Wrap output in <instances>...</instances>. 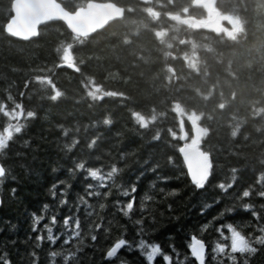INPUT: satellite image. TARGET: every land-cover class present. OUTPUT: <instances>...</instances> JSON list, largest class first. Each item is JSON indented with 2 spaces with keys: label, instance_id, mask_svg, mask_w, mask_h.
Here are the masks:
<instances>
[{
  "label": "trees",
  "instance_id": "1",
  "mask_svg": "<svg viewBox=\"0 0 264 264\" xmlns=\"http://www.w3.org/2000/svg\"><path fill=\"white\" fill-rule=\"evenodd\" d=\"M12 1L0 0V131L16 123L24 127L0 150V163L17 178L0 183V257L10 264H30L28 254L34 251L38 264H64L62 257L48 256L62 250L64 237L50 244L47 233L39 231L58 212L53 230L59 233L70 214L48 192L57 180L70 185L68 204L75 205L77 193L83 195L94 206L89 209L96 213L92 220L109 228L107 234L96 230V241L85 240L80 264H147L136 248L139 239L160 247L153 264H165L162 254L169 255L168 264H197L188 248L192 236L207 247L205 264H229L226 255L212 251L216 242H224L216 228L225 236L227 224L253 239L260 235L264 0H213L216 13L238 20L239 29L231 36L196 24L207 17V9L193 0H96L122 6L123 17L86 37L73 35L61 21L48 22L27 41L5 32ZM87 1L61 3L72 11ZM181 123L186 142L194 124L202 130L197 146L212 167L203 189L191 184L179 154ZM76 162L85 169L75 170ZM111 166L123 169L114 177L123 185L119 192L112 181L85 178L89 168L106 175ZM221 183L231 187L220 189ZM86 184L111 195L88 197ZM12 187L18 189L14 198ZM246 189L249 197L242 196ZM125 190L131 195L120 194ZM143 197L149 199L142 208ZM128 199H134V209L125 217L112 205ZM245 203L251 205L247 210ZM32 215L43 216L37 232L31 229ZM84 215L81 207L82 229L87 227ZM137 219L144 222L143 236ZM37 234L44 237L40 248H35ZM117 238L132 247L122 246L116 257L107 258ZM75 243L64 245V254ZM253 246L255 254H234L236 264L244 259L264 264V246Z\"/></svg>",
  "mask_w": 264,
  "mask_h": 264
},
{
  "label": "snow or ice",
  "instance_id": "2",
  "mask_svg": "<svg viewBox=\"0 0 264 264\" xmlns=\"http://www.w3.org/2000/svg\"><path fill=\"white\" fill-rule=\"evenodd\" d=\"M8 15L12 16V9L10 8V11L8 12ZM5 30L7 31V25L5 26ZM10 35H13L14 33L11 31H8ZM19 38V37H18ZM31 113L29 114V117L31 118ZM24 127L23 124H12L6 126L2 131H0V150H4L6 146L8 145V142L12 139L14 133H21L22 128ZM25 144H27V141H25ZM169 163H172V159L170 158ZM187 169V176L190 178L191 184L194 185L195 189H203L205 187L206 181L209 179L210 176V170L212 169L211 166L205 167L204 169L193 172L188 169L187 165H184ZM156 166L154 165L153 168ZM74 169L75 170H84L85 164L83 162H76L74 163ZM149 171H152L153 169H148ZM27 171V170H26ZM56 170L53 169V172ZM68 172L70 175L73 174V169H68ZM120 172H123V169L118 168L117 166H111L110 170L106 173V175H101L99 170L97 169H91L89 168L87 170V178H92L101 182H107L112 181L113 186L117 190V192L120 191V189L123 187L122 184H117L114 177H116V174ZM6 179H11L12 181H16V177L11 175V172L8 168H6L2 163H0V183H2ZM139 179V177H137ZM262 187H264V180L261 181ZM105 183H100L98 187L103 188L105 187ZM70 185H66L64 180H57L55 183L50 185V188L48 189V192L50 193L51 197L54 200L58 201L57 207L60 206H68L69 208V215H65L63 222L61 224V231L59 233L54 232L53 225L56 224V217L58 215L57 213H53L50 218V223L45 224L42 229H39L41 232L47 233V241L50 244H55V242L60 238L64 237L63 244L61 245L62 250L61 251H50L48 253V256L51 259H56L57 257H62V260L64 264H80V256L79 253L83 250V247L85 246V240L90 237L91 241L97 240V235L94 234L96 230L103 229V232L105 234L108 233L109 228L105 227L103 223H98L95 220H92V217L96 215L94 211H89V209L93 208L94 206L88 202V200L85 199L83 195H80L79 193L76 194V203L75 205L68 204V188ZM218 187L220 189H225L227 187H231V185L226 184H219ZM59 188V193H57L56 189ZM97 186L93 184H86L84 186V192L88 197H100L103 195L104 197H109L111 195L110 192H103L96 190ZM17 187H12L10 189V196L12 198L15 197V194L17 192ZM136 191L135 185L133 184L131 193H134ZM131 193L127 190L120 193L124 197H128L131 195ZM257 195L261 198H264V190H261L257 193ZM243 197H249L250 191L244 190L242 192ZM149 199L148 197H143L141 200V207L143 208L144 200ZM43 211L47 212L50 208V206L45 203L43 206ZM75 207L76 211L72 212V208ZM83 207L85 210L84 220L83 223L87 225L86 229H82V221L79 217V209ZM113 208H118L120 212H122L123 216L129 217L130 213L134 209V199H128L126 203H121L119 200H116L113 202L112 205ZM205 208H207V205H204ZM251 205L245 203L243 204V208L245 210L249 209ZM106 208V205L104 203L99 204V209L104 210ZM169 208H171V205H169ZM203 211V209H202ZM225 212L231 213L233 211L232 208H225ZM253 216H256L257 213L255 211L252 212ZM43 219V216L38 215H32L31 218V229L33 232L38 231V225L40 221ZM103 219V217H101ZM91 221V222H90ZM155 222V221H153ZM136 225H138V234L140 236L144 235V222L142 219H137L134 221ZM109 224H111V221H109ZM14 227V226H13ZM204 227H207L206 225ZM227 228V231L229 233L228 236H225L221 228H216V232L220 233V236L223 238L224 242H216L214 244V247L212 249L214 254H220V255H226L227 260L229 261V264H236V257L234 256L235 253L239 254H247L252 255L257 252V248L253 245H261L264 246V225H262L259 228L260 235H256L253 239V236L251 233H249L247 236L243 235L240 231H238L235 227L232 226V224L225 225ZM44 237L37 234L35 235V248H40L41 243L43 241ZM73 240L76 241V243L73 245L71 249L67 251V254H64L63 246L68 245ZM128 245L129 248L132 247L131 244L128 243L125 239L117 238L114 243L111 244L110 247L106 250V257L107 258H114L117 256L118 250L122 248V246ZM136 248H138L141 252H143L144 257H146L147 264H153L154 258L157 257L158 254H161V249L156 243H147L145 239H139L138 243L136 244ZM188 248L190 250V255L194 260L197 262V264H205V243L198 239L196 236L191 237V242L188 244ZM30 264H38V259L36 256V253L30 252ZM90 259V258H89ZM162 259L165 262V264H168L170 261V257L167 254H162ZM217 259V255H213V260ZM0 264H10V261L6 257H0ZM124 264H127V262H124ZM222 264V262H221ZM243 264H249V261L247 259H244Z\"/></svg>",
  "mask_w": 264,
  "mask_h": 264
},
{
  "label": "water",
  "instance_id": "3",
  "mask_svg": "<svg viewBox=\"0 0 264 264\" xmlns=\"http://www.w3.org/2000/svg\"><path fill=\"white\" fill-rule=\"evenodd\" d=\"M139 1L146 4L151 0ZM212 2L213 0H193V3L197 6L205 3L212 4ZM11 9L12 16L5 23L4 29L7 25V31L5 30V32L8 35H10L8 31L13 32L14 34L10 36L21 41H27L36 37L40 26L54 21H61L73 35L86 37L103 29L124 15V8L122 6L112 1L96 0H88L83 6L77 7L72 11L67 10L62 5L61 0H13ZM181 130L183 142L179 148V154L183 164L187 165L188 169L193 172L208 167V160L203 150L199 146L189 145L185 141L186 134L182 123ZM206 251L207 247L205 245V256Z\"/></svg>",
  "mask_w": 264,
  "mask_h": 264
},
{
  "label": "rangeland",
  "instance_id": "4",
  "mask_svg": "<svg viewBox=\"0 0 264 264\" xmlns=\"http://www.w3.org/2000/svg\"><path fill=\"white\" fill-rule=\"evenodd\" d=\"M203 6L207 9V17L202 22H197L198 25H203L217 31H224L227 35H234L239 29V22L236 18L228 14L216 13L210 3H205ZM192 137L187 141L189 145L197 146L202 130L194 124L192 128Z\"/></svg>",
  "mask_w": 264,
  "mask_h": 264
}]
</instances>
